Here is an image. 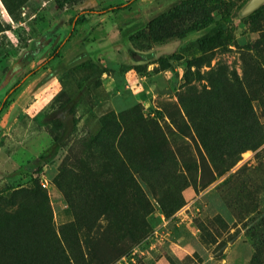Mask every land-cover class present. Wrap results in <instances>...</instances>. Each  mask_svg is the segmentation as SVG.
<instances>
[{
    "label": "rangeland",
    "instance_id": "rangeland-1",
    "mask_svg": "<svg viewBox=\"0 0 264 264\" xmlns=\"http://www.w3.org/2000/svg\"><path fill=\"white\" fill-rule=\"evenodd\" d=\"M119 1L0 0V264H264V5Z\"/></svg>",
    "mask_w": 264,
    "mask_h": 264
},
{
    "label": "trees",
    "instance_id": "trees-1",
    "mask_svg": "<svg viewBox=\"0 0 264 264\" xmlns=\"http://www.w3.org/2000/svg\"><path fill=\"white\" fill-rule=\"evenodd\" d=\"M68 1L70 0H56L57 7L62 8L64 4L67 3ZM182 1L190 2L191 0H182ZM125 6L126 5L121 0L117 2L116 4H111V5L106 6V8H103L100 11V13L104 14V13L111 12V11L116 12V11L123 9ZM179 8L180 7L177 3H173L170 6L169 12H171L172 19L178 16ZM259 9L252 12V14L259 11ZM235 17L236 15L228 12L222 17H220L219 19L214 20L212 18H208L207 20H205V22L202 25H200L199 28L201 27L203 28L207 26L208 24L209 25L212 24V27L207 33H205L203 36L198 38V40L195 43L196 46L198 48L204 49V48H208L212 45L217 44L225 36L228 26L233 22ZM85 21H86L85 15L80 16L76 19H73V23H83ZM68 38H69V35H67L66 38H64L63 41L59 43V45L55 48L54 53L52 54V57L58 55V52L61 49L64 41H66ZM15 90H16V87L14 86L10 90L7 91L4 99L2 100L0 104V117L4 109L9 104L10 97L12 96ZM78 95L79 94L76 93L75 96L67 99L59 107L58 112H59L60 117L57 118L55 122L57 133L53 137L51 144L46 149H44L39 156H37L31 163L27 165L28 169H30L33 174H40L44 166L54 160L55 156L57 155L58 150L65 144V142L69 138L70 133L74 127L72 113L75 110L76 103L78 100L77 99Z\"/></svg>",
    "mask_w": 264,
    "mask_h": 264
},
{
    "label": "water",
    "instance_id": "water-1",
    "mask_svg": "<svg viewBox=\"0 0 264 264\" xmlns=\"http://www.w3.org/2000/svg\"><path fill=\"white\" fill-rule=\"evenodd\" d=\"M264 5V0H249L245 5L244 12L252 13Z\"/></svg>",
    "mask_w": 264,
    "mask_h": 264
},
{
    "label": "bare ground",
    "instance_id": "bare-ground-1",
    "mask_svg": "<svg viewBox=\"0 0 264 264\" xmlns=\"http://www.w3.org/2000/svg\"><path fill=\"white\" fill-rule=\"evenodd\" d=\"M11 236V235H10ZM10 238V237H9ZM0 241H2V240H0ZM5 242V241H4ZM4 242H2V243H4ZM9 244V243H8ZM7 245V244H6ZM9 246V245H8ZM20 247V246H19ZM17 248V247H16ZM12 249V248H11ZM3 251H4V249H2ZM25 250V249H24ZM12 251V250H11ZM30 252V251H29ZM7 254V253H6ZM19 254H20V252H19ZM9 255H11V254H9ZM19 257V256H18ZM1 260V259H0ZM8 261V260H7ZM13 262V261H12Z\"/></svg>",
    "mask_w": 264,
    "mask_h": 264
}]
</instances>
